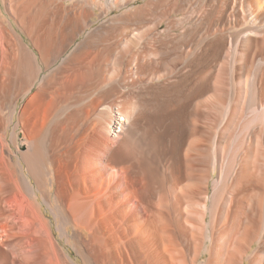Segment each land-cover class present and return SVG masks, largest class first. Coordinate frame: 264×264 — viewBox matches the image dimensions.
<instances>
[{
	"label": "bare ground",
	"instance_id": "6f19581e",
	"mask_svg": "<svg viewBox=\"0 0 264 264\" xmlns=\"http://www.w3.org/2000/svg\"><path fill=\"white\" fill-rule=\"evenodd\" d=\"M138 1L0 0V264H264V0Z\"/></svg>",
	"mask_w": 264,
	"mask_h": 264
},
{
	"label": "rangeland",
	"instance_id": "374dc122",
	"mask_svg": "<svg viewBox=\"0 0 264 264\" xmlns=\"http://www.w3.org/2000/svg\"><path fill=\"white\" fill-rule=\"evenodd\" d=\"M143 1L144 0H139L138 3H136V4L142 3ZM165 11H167V12L165 13ZM169 11H170V13H169ZM176 11H178V12H176ZM163 12L165 14L164 15L165 16V20H163L162 23H161V29H165L167 27H169V28H175V29H172L173 32L171 31L170 34L176 35V33H178V29H176L177 21H179L180 17L183 16V13L180 10H178V9L177 10L176 9L175 10H169V8L164 9ZM167 13H168L169 16L167 15ZM168 21H169V23H167ZM93 22H94L93 25H96L97 24V22H98L97 17H94L93 18ZM165 24H166V26H165ZM166 35H169V34H166ZM168 37L164 35L163 38L161 39L160 43H163L164 44L166 41H167L166 43H169L170 42V37L172 38V36H168ZM165 38L166 39L168 38V39L164 41ZM78 40H79V38H77L76 41H78Z\"/></svg>",
	"mask_w": 264,
	"mask_h": 264
}]
</instances>
